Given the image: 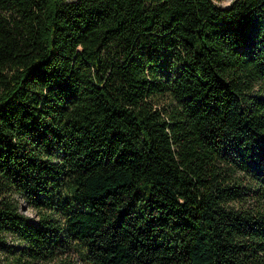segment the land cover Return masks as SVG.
<instances>
[{
    "label": "trees",
    "instance_id": "obj_1",
    "mask_svg": "<svg viewBox=\"0 0 264 264\" xmlns=\"http://www.w3.org/2000/svg\"><path fill=\"white\" fill-rule=\"evenodd\" d=\"M0 248L264 264V0H0Z\"/></svg>",
    "mask_w": 264,
    "mask_h": 264
},
{
    "label": "rangeland",
    "instance_id": "obj_2",
    "mask_svg": "<svg viewBox=\"0 0 264 264\" xmlns=\"http://www.w3.org/2000/svg\"><path fill=\"white\" fill-rule=\"evenodd\" d=\"M231 0H214V3L219 7H226L230 4ZM162 102V100H159ZM13 199L17 202L19 207V212L25 214L29 219L36 220L37 216L33 208L29 207L25 200L19 195H13ZM254 205L256 203H253ZM6 245L5 246H14L15 248L20 247V243L11 235L6 236ZM5 249L0 248V264L6 263V252ZM77 258V257H76ZM77 260H79L77 258ZM81 263V262H80ZM36 264H44V263H36ZM84 264V263H82Z\"/></svg>",
    "mask_w": 264,
    "mask_h": 264
}]
</instances>
